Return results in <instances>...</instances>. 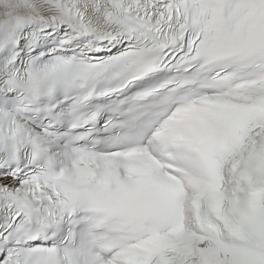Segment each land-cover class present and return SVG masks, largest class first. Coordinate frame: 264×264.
<instances>
[{
	"label": "snow or ice",
	"instance_id": "snow-or-ice-1",
	"mask_svg": "<svg viewBox=\"0 0 264 264\" xmlns=\"http://www.w3.org/2000/svg\"><path fill=\"white\" fill-rule=\"evenodd\" d=\"M0 264H264V0H0Z\"/></svg>",
	"mask_w": 264,
	"mask_h": 264
}]
</instances>
